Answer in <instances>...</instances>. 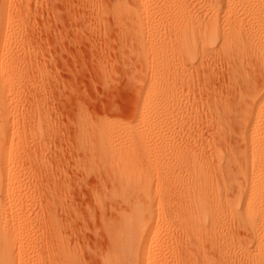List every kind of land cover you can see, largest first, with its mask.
<instances>
[{
    "label": "rangeland",
    "instance_id": "1",
    "mask_svg": "<svg viewBox=\"0 0 264 264\" xmlns=\"http://www.w3.org/2000/svg\"><path fill=\"white\" fill-rule=\"evenodd\" d=\"M169 1L161 0L163 5ZM125 2L134 5L132 0H0V42L3 36L5 53L18 61L13 94L3 95L7 101L3 137L15 156L14 179L26 183L25 198L35 229L34 233L31 228L34 254L41 255L38 264H50L48 243H53L56 231L52 232L55 226L52 221L50 226L49 219L54 212L59 214L56 223L66 227L65 231L57 225L59 233H67L68 238L63 236L77 249L81 263L101 264L109 245L106 222L119 217L123 208L129 210L119 196L123 203L117 198L116 203L99 200L113 189L111 185L136 189L144 196L148 190L152 196L166 190L170 194L167 198L163 194V203L172 199L170 206L182 209L189 193L197 189L193 181L198 176L207 178L214 190L211 221L218 222L217 193L221 191L223 199L232 203L245 181L243 120L239 113L218 109L222 100L234 101L245 88L243 81L230 83L229 66L222 62L198 59L194 64L199 73L188 62L178 66L174 31L178 13L157 11L150 32L141 39L138 25L146 20L128 18ZM242 11L246 24L264 28V0H248ZM11 43L16 47L10 51ZM165 62H170L169 74L161 72ZM207 74L213 76L212 83ZM186 76V82L181 81ZM152 77H157L159 88L168 81L174 93L166 98L147 91ZM190 77L194 79L191 84ZM145 103L147 120L136 126ZM197 115L200 123H195ZM137 145L150 149L147 156L134 153ZM189 151L192 156H179ZM221 215L228 219L226 229L229 226L240 234L237 216L228 217L226 211ZM238 243L229 251H235ZM211 254L215 255L213 263L220 264L218 255Z\"/></svg>",
    "mask_w": 264,
    "mask_h": 264
},
{
    "label": "bare ground",
    "instance_id": "2",
    "mask_svg": "<svg viewBox=\"0 0 264 264\" xmlns=\"http://www.w3.org/2000/svg\"><path fill=\"white\" fill-rule=\"evenodd\" d=\"M132 1H134V5L125 2L124 10H126L128 18L131 17L136 20L138 17L146 20V22L143 20L141 26L138 25L141 27V30L137 32L139 38L142 39L145 34L148 35V32H150L152 17L157 11L177 12L179 17L178 21L175 20L177 23L174 26L177 41L176 48L178 47L177 54L179 51L176 57L178 56L177 58L180 61L177 58L175 59L177 65L181 66L180 63L184 65L185 62H188L193 72L196 73L198 70H195L194 62L198 59H201L202 63L205 62L204 60L222 62L229 66L230 83L243 81L245 84V88L234 96L235 99L232 103L231 101L226 103L222 100V106L218 108L223 113L235 115L239 113L238 117L243 120L244 132L241 136H243V141L246 143V151L242 155L246 156L247 164L242 172L245 181L240 184V188H238L240 192L232 203L223 199L221 191L217 193L218 195L215 198H218L217 203L221 208V213L218 211V214L220 213L218 222L211 221L215 211L212 209L214 190L207 178L199 176L196 178V175L194 176L196 179L194 178L193 183L197 184L195 187L197 189H195L194 194L189 193L190 198L187 199L185 204L182 202L184 204L181 205L184 206L181 207L182 209H179L180 205L179 207L174 204L175 207L170 206L172 199L170 202L168 201L169 205L167 201V205L163 203L169 193L166 190L156 192L155 196H152L151 190H148L144 196L136 189L121 190L122 187L119 189L115 185H111L113 189H110L108 193L105 192L106 194L104 193L107 198L101 197L99 200L106 202L112 199L115 202L114 199L119 196L123 198L124 203L120 198L123 204H125V201L126 204H129V210L125 212L124 208L122 211L119 208L121 211L118 210L121 213L120 216L116 212L119 217L114 221L107 220L108 223L105 221L104 229L108 234L109 245L105 249L107 251L103 254L101 264H214L213 260L215 261V259L213 258H215V255L211 252L218 255L219 258H217L220 260V264H262L264 262V257L262 258L264 254L261 256V251L264 250L262 249L264 245V242H262L263 237H261L263 236V234L261 235V230H263L261 229V213L263 212L261 208L264 203L262 195V189H264V28L260 24H246V18L242 10L248 0H172L165 3V5L162 4L161 0ZM231 8L234 11L230 13ZM224 9L225 12L221 15ZM4 41L5 39L2 36L0 42V264H38L41 255L40 252L38 256L36 254L37 257L34 254L36 249L33 242L35 229H33V219L30 217V205L25 198L27 195L26 183L14 179L15 173L11 170L15 156L8 147L7 140L3 137L7 104L3 95L11 92L13 94L14 86L11 85L16 78L15 69L18 66V61H13L10 55L5 53L7 44ZM153 46L151 48H154ZM15 47L16 45L12 44L8 49L11 51ZM156 50L153 49L155 52ZM169 67L170 62L161 65V72L169 74L171 72ZM257 76H260V80H256ZM211 77L207 74L206 79L212 83L213 78ZM183 78L187 79L188 77H181V81ZM190 78L188 83L193 79ZM155 79L157 77L151 78L152 87L148 88L147 91L160 92L166 98L174 93L168 81L164 82L159 88ZM182 85L185 86L184 83ZM198 85L200 87V84ZM184 88L182 87V89ZM173 89L176 88L173 87ZM147 107L145 103L139 114V119H137L136 126L147 120L144 116V110ZM180 109L178 110L180 111ZM181 112L182 119L185 122L187 117L185 118L183 111ZM178 113V116H182L180 112ZM221 116L219 115V117ZM194 120L195 123H200V115L194 117ZM149 150L144 145H137L134 153L147 156ZM190 153L191 151L181 152L179 156H192ZM193 164L198 166V161L195 159ZM109 179L107 180L109 181ZM110 180L112 184L113 181L116 184L114 178ZM231 183L229 182V184ZM163 194H166V198ZM186 196H188V193ZM186 196L185 198H187ZM53 207L55 208V205ZM53 210L55 211L56 208ZM225 211L227 216L228 214L237 216V220L235 216L234 220H236L235 222L242 234L241 232L237 234V231L229 230V226L226 229L228 219L224 218L225 214L221 215ZM56 214L54 212L55 219L53 216L49 219V223L52 221L55 226L52 232L56 231V235L51 239L53 243H48V247L51 244L50 264H83L77 249L74 246L71 247L67 242V233L63 232L66 237L63 236L64 234L59 233L61 227L62 229L66 227L60 224L63 222L56 223V221H59L57 220L59 214ZM183 216H186V218ZM182 218L186 220H182ZM223 220H226L224 221L225 225ZM229 221L231 222V220ZM231 223L233 224V222ZM57 225L61 227H57ZM31 228L34 230L32 235ZM52 232L50 233L52 234ZM242 239H244V242ZM235 241L236 243L239 242L238 249L232 250L234 252L229 251ZM168 257H171V259L168 260Z\"/></svg>",
    "mask_w": 264,
    "mask_h": 264
}]
</instances>
